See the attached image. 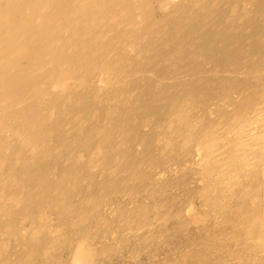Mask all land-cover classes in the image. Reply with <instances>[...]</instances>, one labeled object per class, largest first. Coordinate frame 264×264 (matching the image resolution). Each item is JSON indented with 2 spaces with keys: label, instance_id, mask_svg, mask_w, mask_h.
Masks as SVG:
<instances>
[{
  "label": "bare ground",
  "instance_id": "obj_1",
  "mask_svg": "<svg viewBox=\"0 0 264 264\" xmlns=\"http://www.w3.org/2000/svg\"><path fill=\"white\" fill-rule=\"evenodd\" d=\"M252 1L0 0V236L5 237L2 241L5 250L12 245L11 240H18L29 247L23 256L33 257L46 246L56 245L49 241L47 233L63 230L51 225L54 219H50L49 212L69 207L82 214L81 207L65 196L68 189L64 190L63 186L69 179L76 180L79 173L67 166L69 164L61 167L57 153L66 159L77 156L90 165H111L115 160L114 172L137 165L139 159H126L125 151L116 143L121 136L124 140L120 143L127 142V122L110 121L105 125L95 124L91 119L99 114L101 117L116 115L123 100L125 104H138L141 111L158 110L157 104L151 105L153 93L146 92L148 99H152L149 101L143 100L144 94L135 98L136 73L146 65L148 53L163 58L168 54L163 49L168 48L175 37L177 62H191L197 70L198 58L211 54L208 46L211 38L207 36L210 34L200 30L195 22L197 18L224 16L228 10L220 6L227 3L231 17L239 16L255 23L260 15L264 20V0H255L256 6ZM237 3L254 5L253 18L244 16L249 13V5L241 12L235 7ZM201 9H204L202 15L198 14ZM158 11L164 15L158 17ZM186 21L191 24L185 27ZM170 26L173 27L171 32L167 31ZM192 36L193 39L197 36L196 44L191 42L197 56L183 51ZM182 63L177 65L181 67ZM163 80L158 79V82ZM262 81L256 86L246 80L231 82L223 88L228 90L227 95L240 94L241 98L236 104L229 103L234 105L232 113H224L218 122L193 114L207 98L214 96L211 90L202 87L199 79L188 78L171 96L168 127L178 134L177 138L182 137L186 156L194 159L196 151H202L203 172L214 177L215 182H212L222 188L228 200L239 191L243 196L252 193L242 182L251 175L258 180L261 178V190L264 189V79ZM155 93L167 99L164 89ZM188 113H192L194 119ZM171 139L165 141L169 143ZM253 181L256 182L254 178ZM242 197L240 213L252 215L256 208L244 212ZM259 236V247L264 251V235ZM88 238L74 247L73 264H96L97 251ZM61 239L60 235L54 238L58 245ZM23 258L18 257V261L25 260Z\"/></svg>",
  "mask_w": 264,
  "mask_h": 264
},
{
  "label": "rangeland",
  "instance_id": "obj_2",
  "mask_svg": "<svg viewBox=\"0 0 264 264\" xmlns=\"http://www.w3.org/2000/svg\"><path fill=\"white\" fill-rule=\"evenodd\" d=\"M253 2L256 6V1H252L251 4ZM224 5L220 6L228 10L225 11L224 16L205 20L197 18L195 21L199 24L200 30L209 33L210 35L207 36L211 38V41L208 40L211 54L206 58H202V55L200 58L197 57L200 61L199 67H195L197 70H194L191 62L189 64L177 62L178 57L174 50V43L177 42L175 37L173 43L163 49L168 53L163 58L152 52L148 53L146 59L149 60L136 73L138 84L137 89L134 90L135 98H140L144 94L143 100L149 101L151 98L148 99L146 92L153 93L151 105L157 104V111H141L138 104L134 105L130 102L125 104L123 100L121 110L116 115L108 116L110 111L108 108L107 116L101 117L99 114L91 119L95 124L105 125L111 123L110 121L120 124L121 121H126L127 142L120 143L121 139L124 140L121 136L116 139V143L118 148L125 151L123 154L126 159H139V162L136 161L137 165L134 168H125L127 170L121 168V171L114 172L112 166L115 160L113 163L111 161V165H102L101 162L90 165L87 161L78 160L77 156L66 159L57 153L61 158L58 157L62 163L61 167L69 166L79 173L76 180L69 179L63 183V186L64 190L68 189L65 196L67 195L72 203L81 207L82 214L72 211L69 207L59 212H49L50 219H54L49 220L51 225L62 227L63 230L47 233L46 237L49 241L56 243L55 248L46 246L33 257L23 256L28 252L29 247L18 240H11L12 245H9L10 248L8 247L6 251L2 244L5 237L0 236V264H13V262L14 264H73L71 255L74 247L87 236L99 256L98 259L96 258V264H264V251L259 247L258 242L259 235H264V189L261 190V178L258 180L252 175L244 178L243 184L248 186L252 193L246 197L239 191L233 199L228 200L222 188L215 185L214 177L207 176L203 172L204 161L200 157L202 151H196L197 155L194 159L186 156L187 148L182 137L179 136L178 139V134L168 127L171 117L167 113L170 109L172 93L175 92V88H182V84L190 77L199 79L202 87L211 90L214 95L207 98L205 104L198 106L193 114L196 117L205 116V120L210 119L215 122H218L224 113H232L234 105L229 103L236 104L241 98L240 94L227 95L228 90L223 88L229 86L231 82L246 80L253 86L260 81L263 82L264 20L260 15L255 18V23L239 16L231 17L232 11L228 9L230 4L224 3ZM246 5L249 7L247 8ZM254 5L252 7L250 4L237 3L235 7L241 12L244 7L247 8L249 13L244 16L253 18L254 14L251 11ZM230 8H233V5ZM198 14H204V9L198 11ZM162 15H164L162 11L157 12L158 17ZM188 23L190 22L186 21L185 27L189 25ZM171 26L167 31H172ZM192 41L196 44L197 36L188 39L183 51L197 56V51L193 50L194 47L191 45ZM178 63H182L183 66H178ZM158 79L164 80L159 83ZM160 88L168 94L167 99H163L164 96L159 98L155 93ZM131 95H134V92ZM199 99L203 100L201 97ZM190 114L194 119L192 113H188V116ZM167 128L172 131L169 132ZM68 132L70 133V129ZM162 136L169 140L172 138L173 142L177 143H173L172 139L173 144L167 143L169 140L165 141ZM143 139L145 141L142 142ZM112 154L115 155L114 152ZM251 196L257 197L253 200ZM241 197L244 212L249 213L253 208H256L257 212L253 210L252 215L240 213ZM37 220L39 221L38 217ZM245 231H248L247 235ZM57 235L63 238L59 245L54 240ZM20 256L25 260L18 261Z\"/></svg>",
  "mask_w": 264,
  "mask_h": 264
}]
</instances>
